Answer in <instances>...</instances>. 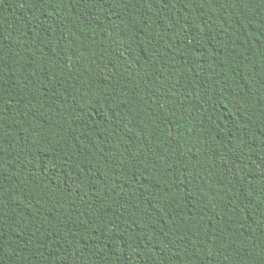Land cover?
<instances>
[{"label": "trees", "instance_id": "obj_1", "mask_svg": "<svg viewBox=\"0 0 264 264\" xmlns=\"http://www.w3.org/2000/svg\"><path fill=\"white\" fill-rule=\"evenodd\" d=\"M0 264H264V0H0Z\"/></svg>", "mask_w": 264, "mask_h": 264}]
</instances>
